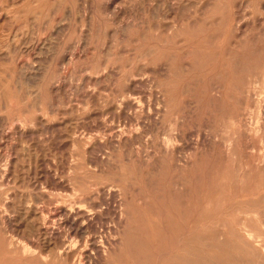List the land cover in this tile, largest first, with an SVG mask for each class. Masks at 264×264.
<instances>
[{
	"label": "rangeland",
	"instance_id": "1",
	"mask_svg": "<svg viewBox=\"0 0 264 264\" xmlns=\"http://www.w3.org/2000/svg\"><path fill=\"white\" fill-rule=\"evenodd\" d=\"M4 1L0 102L17 95L26 112L23 123L9 115L0 124V192L10 193L0 264H13L7 242L49 254L75 227L53 228V205L83 192L87 207L102 205L87 227L105 247L84 264H136L160 251L170 264H262L264 0ZM108 185L129 195L94 193ZM145 194L149 208L137 200ZM129 205L139 218L125 214ZM152 208L166 212L162 222L142 216Z\"/></svg>",
	"mask_w": 264,
	"mask_h": 264
},
{
	"label": "bare ground",
	"instance_id": "2",
	"mask_svg": "<svg viewBox=\"0 0 264 264\" xmlns=\"http://www.w3.org/2000/svg\"><path fill=\"white\" fill-rule=\"evenodd\" d=\"M44 1H46V0H44ZM3 2L5 3V1L4 0H0V9H2V4H3ZM43 2V1H42ZM22 3V2H21ZM6 4V3H5ZM23 8H25V7H23ZM31 13V12H30ZM70 63V62H69ZM264 64V63H263ZM225 69V68H224ZM247 69V68H246ZM23 70V69H22ZM25 70V69H24ZM19 73V72H18ZM3 74V73H2ZM132 76V75H131ZM27 77V76H26ZM127 77V76H126ZM130 77V76H129ZM3 78V77H2ZM32 78H30V80H31ZM27 80H28V78H27ZM26 80V81H27ZM4 81V80H3ZM8 82V81H7ZM17 83V82H16ZM9 84H10V82H9ZM8 84V85H9ZM27 84V83H26ZM30 84V82L28 83V85ZM5 85V84H4ZM17 85V84H16ZM19 85H20V83H19ZM31 85V84H30ZM32 85H33V81H32ZM1 86V85H0ZM27 86V85H26ZM18 87V86H17ZM16 87V88H17ZM32 87V86H31ZM31 89V88H30ZM221 89V88H220ZM33 90V89H32ZM0 91H3L4 92V90H1L0 89ZM29 91V90H28ZM9 92V91H8ZM32 92V91H31ZM20 92H19V90H18V94H19ZM4 94H6L5 92H4ZM21 94V93H20ZM34 94V93H33ZM2 94H1V92H0V96H1ZM7 95V94H6ZM29 95V94H28ZM32 95V94H31ZM122 97V96H121ZM225 97V96H224ZM19 96H17V95H14V96H12L11 94H9V96H7L6 97V99H5V101L4 102H0V124H2L1 123V121L4 119H2V117H6V116H9V115H11L12 117L14 116L16 119H15V121L16 122H18L17 124H19V122H22L21 121V114L22 113H24V112H26V107H25V104H24V107L25 108H23L22 106H20L19 105ZM25 99V98H24ZM2 100H3V97H2ZM20 100H23V99H20ZM123 100H125V99H123ZM122 100V101H123ZM22 102V101H21ZM133 102V101H132ZM118 104V103H117ZM120 104H121V101H120ZM22 105H23V102H22ZM122 105H123V103H122ZM122 105H120V106H122ZM126 105V104H125ZM134 105H135V102H134ZM35 106V105H34ZM120 106H118V107H120ZM28 107V106H27ZM30 107V106H29ZM132 109H133V107H131ZM29 109V108H28ZM39 110V109H38ZM30 111V110H29ZM112 111H114V110H111V112ZM117 111H119V110H117ZM39 112V111H38ZM110 112V111H109ZM45 113H47V112H45ZM119 113V112H118ZM28 114V113H27ZM116 114V113H115ZM5 115V116H4ZM23 116V115H22ZM13 117V118H14ZM42 121H43V119H42ZM41 121V122H42ZM113 121V120H112ZM3 122V121H2ZM5 123H6V121H5ZM4 123V124H5ZM9 123H10V120H9ZM23 123V122H22ZM25 123H26V121H25ZM43 123H44V121H43ZM42 123V125H44ZM110 123V122H109ZM33 124V123H32ZM40 124V123H39ZM3 125V124H2ZM7 125V124H6ZM111 125H114V124H112L111 123ZM39 126V125H38ZM125 126V125H124ZM0 127H3V126H0ZM8 127V126H7ZM111 127V126H110ZM21 128V127H20ZM39 128H41V127H39ZM114 128V127H113ZM126 128V127H125ZM11 129H13L12 127H11ZM11 129L9 130V132H11ZM111 130V129H110ZM118 130V132L120 131V127L117 129ZM123 130V129H122ZM121 130V131H122ZM110 132V131H109ZM114 132H116V131H114ZM118 132H116V133H118ZM22 133V132H21ZM20 133V134H21ZM113 133V132H112ZM116 133H115V135H116ZM121 133H123V132H121ZM17 134V133H16ZM30 134V133H29ZM110 134V133H109ZM23 135V134H22ZM25 135H27L26 133H25ZM31 135V134H30ZM33 135V134H32ZM36 135V134H35ZM111 135V134H110ZM84 136V135H83ZM122 136L123 135H121V138H122ZM20 137H22V136H20ZM35 137V136H34ZM88 137H90V136H88ZM111 137V136H110ZM117 137V136H116ZM115 136H114V138H116ZM119 137V140H120V135L118 136ZM71 139V138H70ZM111 139V138H110ZM113 139V138H112ZM112 139H111V142H113L112 141ZM124 139V138H123ZM122 139V140H123ZM87 140V139H86ZM21 143H22V141L21 140H19ZM24 141V140H23ZM75 142V141H74ZM109 142H110V140H109ZM110 142V143H111ZM117 142H118V139H117ZM116 142V143H117ZM121 142V141H120ZM119 143V142H118ZM124 143V142H123ZM23 144V143H22ZM117 145V144H116ZM120 145V144H119ZM21 147H22V145H21ZM26 147V146H25ZM23 149H26V148H23ZM84 150V149H83ZM6 157V156H5ZM1 158V157H0ZM3 159V158H2ZM6 159V158H5ZM8 160V159H7ZM3 162V161H2ZM73 162H74V160H73ZM1 163V162H0ZM76 163V162H75ZM6 164V163H5ZM83 164V163H82ZM81 164V165H82ZM14 165V164H13ZM80 165V164H79ZM48 166V165H47ZM84 166V165H83ZM8 167V166H7ZM70 167V166H69ZM73 167V166H72ZM79 167V166H78ZM73 169H75V168H73ZM77 170V169H76ZM8 173V172H7ZM13 173V175H14V172H12ZM11 173V174H12ZM5 174H6V169H0V177L1 178H4L5 177ZM119 175V174H118ZM224 175V174H223ZM18 176V175H17ZM20 176V175H19ZM131 176V175H130ZM129 176V177H130ZM11 177H12V175H11ZM34 177V176H33ZM13 178H15V177H13ZM123 178V177H122ZM222 178V177H221ZM17 179H18V177H17ZM24 179V178H23ZM3 180V179H2ZM125 180V179H124ZM131 180H133V179H131ZM251 180V179H250ZM8 181V180H7ZM14 181H16V180H14ZM134 181H135V178H134ZM12 182V181H11ZM10 182V183H11ZM111 182H113V181H111ZM116 182V181H115ZM119 182V181H118ZM124 182V181H123ZM127 182H128V180H127ZM259 182V181H258ZM21 183H23L24 184V182H21ZM98 183V182H97ZM104 183V182H103ZM109 183V182H108ZM243 183V182H242ZM6 184H7V182H6ZM5 184V185H6ZM18 184V183H17ZM22 184V185H23ZM64 184V183H63ZM99 184V183H98ZM97 184V185H98ZM124 184V183H123ZM133 184V183H132ZM9 185V184H8ZM21 185V186H22ZM122 185V184H121ZM130 185V184H129ZM259 185V184H258ZM26 186V185H25ZM24 186V187H25ZM119 186V185H118ZM118 186H111V187H109V185L107 186L108 188H106V189H103L102 188V191H100V189H96L95 191H94V193H96V194H99V193H101V192H103L104 194L105 193H107V194H109L108 195V197H110V194L112 195V194H117V195H119V194H121V195H123L124 197H126L127 195H129L128 194V192H125V189L123 188V187H118ZM131 186V185H130ZM129 186V187H130ZM257 186V185H256ZM23 187V186H22ZM93 187H94V185H93ZM102 187V186H101ZM129 187L127 186V189L129 190ZM8 188V187H7ZM26 188V187H25ZM126 188V187H125ZM132 188L133 187H131L130 189H131V191H132ZM257 188V187H256ZM255 188V189H256ZM9 189H10V187H9ZM11 189H13L12 187H11ZM10 189V190H11ZM86 189H87V187H86ZM165 189V188H164ZM14 190V189H13ZM194 190V189H193ZM245 190V189H244ZM243 190V191H244ZM192 191V190H191ZM237 191V190H236ZM14 192V191H13ZM50 192V191H49ZM220 192V191H219ZM223 192V191H222ZM245 192H246V190H245ZM251 192V191H250ZM8 193L9 192H7V191H3V192H0V216L2 215V210H3V208L7 205V202H6V200H7V196H8ZM51 193V192H50ZM53 193V192H52ZM78 193H79V191H78ZM132 193V192H131ZM192 193V192H191ZM10 194V193H9ZM82 194H84V192L83 193H81V195H80V198H79V200L77 201V202H74V203H70V204H65V203H63V202H60L59 200L56 202V204H54L53 205V210H52V212H51V218H50V220H49V224H51L52 226H53V228H56V226H58V228L60 227V226H62V227H64L65 225L64 224H70V225H72L73 224V227H74V229L72 228V230H67V235H66V238L64 239V240H61V243L58 245V246H56V244H53V245H48L49 246V248L51 249V251L49 252V254H47V255H45V254H43V253H38V251L36 252L35 250H36V248H35V250H33V249H31L30 247H28L27 245H25V243H24V245H21V243H19L18 245H16V244H14V243H12V242H7L6 243V247H7V249L5 250V251H7L6 253H5V256H6V254H7V258H8V260H10V261H13V264H84L82 261L85 259V258H88V259H95V256L94 257H92L94 254H93V249L95 248V250L97 249V251L99 250L100 251V253L102 252V250L105 248L104 247V242H103V239H104V237L102 238L100 235H102L100 232H96V231H94V233L93 234H91V232H89L88 231V227H89V225H88V227H87V224H88V222L90 221L91 222V220L93 221V219H94V217L95 216H100L101 214H103V209H102V207H100V206H102V205H96V206H98V207H93V205L91 206V207H87L88 205L86 204V203H88L87 201H86V199L85 198H81V196H82ZM133 194V193H132ZM132 194H130V195H132ZM232 194V193H231ZM251 194V193H250ZM44 195V194H43ZM77 195V194H76ZM121 195L119 196L120 197V199H122L121 198ZM258 195V194H257ZM21 196V195H20ZM41 195H39V198H40V200L39 201H41L42 200V196L40 197ZM45 196V195H44ZM103 196V195H102ZM122 196V197H123ZM165 196V195H164ZM233 196V195H232ZM8 197H10V196H8ZM34 197V196H33ZM37 197V196H36ZM51 197V196H50ZM112 197V196H111ZM114 197V196H113ZM116 197V196H115ZM160 197V196H159ZM168 197V196H167ZM245 197V196H244ZM38 198V199H39ZM74 198V197H73ZM98 198V197H97ZM210 198V197H209ZM44 199V198H43ZM72 199V198H71ZM87 199H89V200H91L90 198H87ZM114 199V198H113ZM117 199H118V196H117ZM134 199V198H133ZM132 199V200H133ZM146 199H148L147 198V194H145V195H143V196H138V198H137V200H142V201H145ZM159 199V198H158ZM228 199V198H227ZM21 200V199H20ZM93 200V199H92ZM119 200V199H118ZM231 200V199H230ZM8 201H10V200H8ZM13 201V200H12ZM24 201V200H23ZM25 201H27V200H25ZM24 201V202H25ZM29 201V200H28ZM32 202L34 201V200H31ZM30 201V202H31ZM36 201V200H35ZM98 201H100V200H98ZM135 200H133V202H134ZM147 201V200H146ZM146 201H145V203L144 204H146ZM227 201V200H226ZM243 201V200H242ZM21 202V201H20ZM90 202V201H89ZM35 203V202H34ZM91 203V202H90ZM89 203V204H90ZM122 203V202H121ZM228 203V202H227ZM238 203V202H237ZM248 203V202H247ZM92 204V203H91ZM101 204V203H100ZM218 203H216L215 204V206L217 205ZM244 204V203H243ZM20 205V204H19ZM39 205H40V203H39ZM87 205V206H86ZM117 205V204H116ZM116 205H115V207H114V209H116ZM198 205V204H197ZM262 205V204H261ZM22 206V205H21ZM108 206V205H107ZM107 206H106V208H107ZM118 206V205H117ZM121 207L123 206V205H120ZM148 206V204H146V207ZM151 206V205H150ZM228 206H230V204L228 205ZM37 207H38V204H37ZM120 207V208H121ZM129 207V208H128ZM127 207V210L125 211V214H131V216H132V218L133 219H136V218H139L140 217V215H138V214H134V211L133 210H131V208H130V205ZM196 207V206H195ZM234 207V206H233ZM19 208V207H18ZM21 208V207H20ZM35 207H32V206H27V207H25V210H24V212H25V214H27V213H29V212H32V211H34V210H36V208L34 209ZM51 208V207H50ZM104 208V207H103ZM118 208V207H117ZM140 208V207H139ZM148 208H149V206H148ZM14 209V208H13ZM34 209V210H33ZM153 209V208H152ZM263 209H264V207H263ZM23 210V209H22ZM117 210V209H116ZM122 210H124V209H122ZM158 210V209H157ZM248 210V209H247ZM41 211V210H40ZM107 211V210H106ZM223 211V210H222ZM225 211V210H224ZM16 212V211H15ZM20 212V211H19ZM35 212V211H34ZM115 212V211H114ZM18 213V212H17ZM118 213V212H117ZM116 213V214H117ZM20 214V213H19ZM30 214V213H29ZM37 214V213H36ZM35 214V215H36ZM39 214V213H38ZM108 214V213H107ZM115 214V213H114ZM119 214V213H118ZM168 214V213H167ZM28 215V214H27ZM113 215V214H112ZM171 215V214H170ZM169 215V217H171ZM208 215V214H207ZM39 216V215H38ZM126 216V215H125ZM130 216V215H129ZM142 216H155V218H157L159 221H163L164 219H165V216H166V212H164V211H160V212H156L155 211V209H153V210H147V209H145V211L142 213ZM212 216V215H211ZM220 216V215H219ZM222 216V215H221ZM7 217V216H6ZM36 217V216H35ZM44 217V216H43ZM46 217L48 218V216L46 215ZM116 217V216H115ZM114 217V218H115ZM117 217H118V215H117ZM116 217V218H117ZM122 217V214H120L119 215V217L117 218L118 220L120 219ZM128 217V216H127ZM31 218V217H30ZM34 218V217H33ZM47 218H46V220H47ZM96 218V217H95ZM173 218V217H172ZM21 219H22V217H21ZM37 219V218H36ZM97 219V218H96ZM110 219H111V217H110ZM213 219V218H212ZM7 220V219H6ZM11 220V219H10ZM31 220V219H30ZM33 220H34V225H36L35 224V219H32V225H33ZM46 220H45V222H46ZM95 220V219H94ZM100 220V219H99ZM121 220V219H120ZM153 220V219H152ZM173 220H175V219H173ZM208 220H209V218H208ZM24 221H25V219H24ZM29 221V220H28ZM132 221V220H131ZM169 221H170V219H169ZM20 222V221H19ZM21 222H23V221H21ZM19 223V224H22V223ZM26 222V221H25ZM30 222V221H29ZM28 222V223H29ZM45 222H40V224H38V226L36 227V226H34V228L36 227V228H38V231H40V233L41 232H43V233H45L46 234V231L49 229V225L47 224V223H45ZM89 222V223H90ZM216 222V221H215ZM214 222V223H215ZM92 223V222H91ZM94 223V222H93ZM104 223V222H103ZM116 223H117V221H116ZM115 224V223H114ZM158 224V223H157ZM163 224H165V223H163ZM179 224V223H178ZM219 224V223H218ZM240 224H242V223H240ZM32 225H30V224H26L25 226H23L24 227V230L26 229V227H27V229H29V230H31V228L33 229V227H32ZM69 225V226H70ZM105 225V224H104ZM231 225H233V224H231ZM68 226V225H67ZM66 226V227H67ZM150 226V225H149ZM163 226V225H162ZM168 226V225H167ZM170 226V225H169ZM168 226V227H169ZM102 227V226H101ZM104 227V226H103ZM161 227V226H160ZM201 227V226H200ZM206 227V226H205ZM230 227V226H229ZM132 228H134L133 226H132ZM199 228V227H198ZM234 228V227H233ZM61 229V228H60ZM67 229V228H66ZM90 229V228H89ZM105 229V228H104ZM110 229V228H109ZM204 229V228H203ZM206 229V228H205ZM228 229V228H227ZM241 229V232H242V235H244V236H246V237H251L250 236V234H249V232L246 230V228H244V227H241L240 228ZM248 229V228H247ZM34 230V229H33ZM53 230V229H52ZM106 230V229H105ZM108 230V229H107ZM130 230V229H129ZM229 230V229H228ZM50 231V230H49ZM103 231V230H102ZM166 231V230H165ZM164 231V232H165ZM195 231V230H194ZM207 231V230H206ZM34 232V231H33ZM52 232V231H51ZM104 232V231H103ZM159 232V231H158ZM167 232H169V231H167ZM30 233H31V231H30ZM53 233V232H52ZM106 233H107V231H106ZM110 233V232H109ZM111 233H112V231H111ZM51 234V233H50ZM105 234V233H104ZM132 234V233H131ZM190 234V233H189ZM62 235H64V234H62ZM105 235H107V234H105ZM104 235V236H105ZM184 235H185V233H184ZM212 235V234H211ZM241 235V234H240ZM50 236V235H49ZM65 236V235H64ZM103 236V235H102ZM148 236V235H147ZM167 236H169V235H167ZM206 236V235H205ZM213 236V235H212ZM40 237V236H39ZM42 237H43V235H42ZM59 237V236H58ZM62 237V236H61ZM75 237V238H74ZM77 237V238H76ZM215 237V236H214ZM218 237V236H217ZM53 238V237H52ZM55 238V237H54ZM60 238V237H59ZM176 238V237H175ZM236 238V237H235ZM63 239V238H62ZM158 239H160V238H158ZM2 240V239H1ZM5 240V239H4ZM44 240V239H43ZM114 240V239H113ZM201 240V239H200ZM221 240V239H220ZM238 240V239H237ZM10 241H11V239H10ZM22 241V240H21ZM52 241V240H51ZM142 247H143V249L144 250H147L148 249V243H147V240H144L143 238H142ZM140 241V242H141ZM169 241V240H168ZM167 241V242H168ZM243 241V240H242ZM158 242V241H157ZM178 242H180V240L178 241ZM241 242V241H240ZM4 243V242H3ZM229 243V242H228ZM107 244V243H106ZM137 244V243H136ZM166 244V243H165ZM235 244V243H234ZM240 244V243H239ZM47 245V244H46ZM168 245V244H167ZM195 245H197V244H195ZM241 245V244H240ZM178 246H180V248L178 249L179 250V254L176 256V258L177 259H181V254H183L185 251H184V249L181 247L182 246V242H181V245L178 243ZM187 246V245H186ZM254 246V245H253ZM2 247V246H1ZM259 247V246H258ZM257 247V248H258ZM44 248V247H43ZM137 248V247H136ZM219 248V247H218ZM237 248V247H236ZM262 248V247H261ZM3 249V248H2ZM45 249V248H44ZM49 249V250H50ZM170 249V248H169ZM220 249V248H219ZM48 250V249H47ZM106 250V249H105ZM191 249H189V251H190ZM196 250H198V249H196ZM238 250V249H237ZM244 250V249H243ZM249 250V249H248ZM97 251H94V252H97ZM98 251V252H99ZM176 251V250H175ZM192 251V250H191ZM190 251V252H191ZM228 251V250H227ZM245 251V250H244ZM1 252V251H0ZM45 252V251H44ZM97 252V253H98ZM104 252V251H103ZM221 252V251H220ZM254 252H255V250H254ZM99 253V254H100ZM159 254L157 255V254H155V255H157L158 256V258L155 260L153 257H152V255H149V256H147V254H149V253H143V257H135V263L136 264H168L169 263V260H168V255H167V253H166V251H160V252H158ZM169 253H171V252H169ZM168 253V254H169ZM253 253V252H252ZM2 255H3V253H1ZM99 254H98V256H99ZM172 255V254H171ZM234 255V254H233ZM236 255V254H235ZM100 256H101V254H100ZM217 256H219V255H217ZM156 257V256H155ZM170 257V256H169ZM261 257V256H260ZM97 258V257H96ZM103 258V257H102ZM3 259V258H2ZM234 259H235V257H234ZM256 259V258H255ZM93 262H94V260H92ZM199 261V260H198ZM197 261V263L196 264H199V262ZM237 261V260H236ZM241 261V260H240ZM91 262V261H90ZM238 262V261H237ZM264 262V261H263ZM263 262H261L262 264H263ZM241 263V262H240ZM243 263H245L244 261H243ZM2 264V263H1ZM90 264V263H89ZM91 264H93V263H91ZM170 264V263H169ZM211 264V263H210ZM215 264H223V262L221 261V260H219V259H216L215 260ZM235 264H237V263H235Z\"/></svg>",
	"mask_w": 264,
	"mask_h": 264
}]
</instances>
